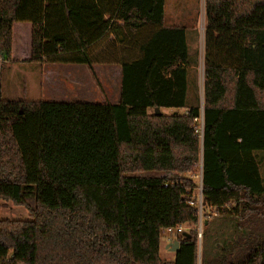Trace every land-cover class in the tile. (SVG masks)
Masks as SVG:
<instances>
[{"label":"trees","instance_id":"obj_1","mask_svg":"<svg viewBox=\"0 0 264 264\" xmlns=\"http://www.w3.org/2000/svg\"><path fill=\"white\" fill-rule=\"evenodd\" d=\"M164 8L0 0L1 70L122 68L118 103L0 98V201L31 216L0 219V264H264V0H205L201 131L186 29L166 26ZM200 161L202 211L187 175ZM214 220L236 235L218 240ZM182 225L163 259V230Z\"/></svg>","mask_w":264,"mask_h":264},{"label":"rangeland","instance_id":"obj_2","mask_svg":"<svg viewBox=\"0 0 264 264\" xmlns=\"http://www.w3.org/2000/svg\"><path fill=\"white\" fill-rule=\"evenodd\" d=\"M183 3V0H169V3ZM191 4L184 12V18L189 15L186 25L189 28L188 33L192 38L193 49L191 52L189 68V93L190 103L198 100L201 108L203 106V80L204 76L201 70L200 62V42L202 38V26L204 24L205 0H187ZM29 23H17V25ZM30 25V24H29ZM16 31L17 28L15 27ZM23 44L27 48L29 33H22ZM26 40V41H25ZM29 44V41H28ZM16 54V52H15ZM24 58L28 57L25 50ZM15 59H18L15 55ZM201 66V69H200ZM107 66H61L55 63L44 62L43 64L32 62L14 61L6 64V67L0 69V98L8 100H44V101H82V102H100L115 101L118 98V82L115 69ZM73 79L75 83H71ZM73 86H71V85ZM165 114H172L174 109H164ZM199 130L202 129V119H200ZM264 175V152L257 155ZM158 172H143L141 175H160ZM177 176L175 173L168 174ZM199 184L195 191L197 202L201 199V161L196 165L193 172L187 173ZM199 204V203H198ZM0 219L9 220H29L31 219L28 209L23 205H15L9 200L0 201ZM211 225V233L218 240L236 235V227L229 222L217 225L219 220ZM201 227V226H200ZM168 233L161 234L160 255L163 259L174 260V253L166 246ZM201 238V237H200Z\"/></svg>","mask_w":264,"mask_h":264},{"label":"crops","instance_id":"obj_3","mask_svg":"<svg viewBox=\"0 0 264 264\" xmlns=\"http://www.w3.org/2000/svg\"><path fill=\"white\" fill-rule=\"evenodd\" d=\"M186 1L187 0H183V3L177 2V4L169 3V7H168L169 0H165L164 24L166 26H182V27H185V29H186L187 46H188V91H187V99H188L189 105H194V103H190V98H189L190 97V93H189V68H190L191 52L193 49V44H192L193 39L190 38L189 33H188L189 28L186 25V20H188L189 15L184 18V12L187 11V8H189L191 6V4H188V2H186ZM204 26H205V11H204V24L202 26V38H201V42H200V62H201V66H203V69L201 70V72L203 73V76H204ZM59 65L70 66V67L88 66L85 64H59ZM93 66H107V67L109 66V67H111V69H113V70L115 69L114 71H115V74L117 73L116 81L118 82L119 93H118L117 100L110 101V103H118L120 100V88H121V78H122L121 66L117 65V64H106V63H96ZM201 66H200V69H201ZM70 82L75 83V81L73 79H71ZM73 85H75V84H73ZM73 85H71V86H73ZM202 93H203V101H204V90H203V88H202ZM200 101L201 100L196 101L195 104L199 103ZM168 244H169V242H167L166 245L168 246ZM173 253L175 256V252H173Z\"/></svg>","mask_w":264,"mask_h":264},{"label":"built area","instance_id":"obj_4","mask_svg":"<svg viewBox=\"0 0 264 264\" xmlns=\"http://www.w3.org/2000/svg\"><path fill=\"white\" fill-rule=\"evenodd\" d=\"M199 210L202 211V193H201V199L198 202ZM184 231V226H178V227H169L167 229H164L163 232L168 233V236L166 238L167 242H173L175 238L181 234Z\"/></svg>","mask_w":264,"mask_h":264},{"label":"water","instance_id":"obj_5","mask_svg":"<svg viewBox=\"0 0 264 264\" xmlns=\"http://www.w3.org/2000/svg\"><path fill=\"white\" fill-rule=\"evenodd\" d=\"M202 127H203V106H202ZM157 114H161V111L159 109L156 110ZM201 237V235H200ZM167 248L172 251V252H177L179 249V242L177 240L173 241V242H169Z\"/></svg>","mask_w":264,"mask_h":264}]
</instances>
